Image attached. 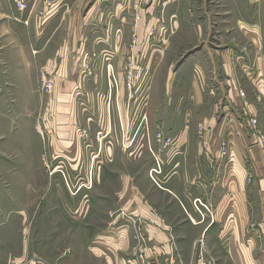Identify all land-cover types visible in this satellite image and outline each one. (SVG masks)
<instances>
[{
  "label": "rangeland",
  "instance_id": "374dc122",
  "mask_svg": "<svg viewBox=\"0 0 264 264\" xmlns=\"http://www.w3.org/2000/svg\"><path fill=\"white\" fill-rule=\"evenodd\" d=\"M257 5L264 41V0H86L82 12L56 21L55 47L68 44L59 57L33 52L31 44L48 36L37 40L31 31H25L29 52H0V264H86L85 248L77 244L84 228L128 219L134 240L128 264H219L202 241L190 260H151L148 218L123 209L115 191L122 174L161 183L166 171L150 166L156 143L167 148L177 139L167 116L172 108L180 112L177 123L193 125L196 139L205 141L208 129L200 121L215 101L199 107L190 89L207 80L206 98L215 94V79L227 76L209 64L215 52L229 48V37L225 44L214 32L229 27L235 10L246 17ZM240 21L238 29L245 26ZM241 40L245 45L235 48L247 46V54L233 59L244 87L255 75L245 63L255 64L258 53L249 51L251 38L233 42ZM52 56L56 66L46 67ZM198 56L205 68H198ZM173 82L186 100L170 94ZM188 109L192 118L182 117ZM259 110L264 114V104ZM250 119L259 130L257 118ZM221 140L228 155L231 141ZM109 192L114 195H100Z\"/></svg>",
  "mask_w": 264,
  "mask_h": 264
},
{
  "label": "crops",
  "instance_id": "0c3cea01",
  "mask_svg": "<svg viewBox=\"0 0 264 264\" xmlns=\"http://www.w3.org/2000/svg\"><path fill=\"white\" fill-rule=\"evenodd\" d=\"M27 1L30 8L21 11L15 0H0V52H29L25 31H31L37 40L48 36L42 45L31 44L33 52L46 55L51 51L59 57L68 44L60 43L55 47L60 30V27H54L56 21L82 12L86 0ZM230 3L235 4L236 0H230ZM256 10V13L252 10L241 18L238 17V9L235 10V17L228 20L229 27L214 32L225 44L228 41L224 37H229V48L218 50L220 54L215 52L214 60L209 64V69H223L227 76L221 79L222 82L215 79V94L210 93L206 98L207 80L193 83L190 89L189 95L199 107L202 103L205 107L208 99L215 101L216 109L200 121L206 123L208 129L205 141L196 139L193 125L177 123L180 112L172 108L167 116L169 127L177 139L167 148L156 143L153 154L156 162L150 166V171L159 167L166 171L159 175L160 185L148 176L134 178L130 173L122 174L118 180L120 186L115 191L118 204L149 220L146 226L150 239L148 255L154 262L161 261L163 255L173 261L190 260L202 241L219 264H264V145L259 135L264 134V114L259 110L264 104V41L262 12L260 7L258 11V5ZM86 16L83 14V18ZM239 21L245 23L240 30L237 28ZM80 33L83 36V31ZM239 35L251 38L253 49L249 51L254 55V51L258 53L254 61L256 65L245 63L247 70H253L255 75L248 76L246 82L244 80V87L240 86L242 79L236 71L241 65L233 59L234 56L244 59L241 55L244 50L247 54V46L242 51L235 48L238 43L244 44L242 40L233 42ZM74 36L78 49L77 31ZM55 61L52 56L44 64L54 67ZM198 61H201L198 68H205L202 56H198ZM242 67L245 68L244 65ZM240 90L244 91L243 95ZM253 90L256 97L254 95L251 100L249 96ZM175 91L173 82L170 94L178 100L188 97ZM192 114L188 109L185 115H181L192 118ZM249 116L257 118L259 130L253 126ZM222 138L231 141L228 155L221 152ZM100 195L112 197L114 194ZM196 199L208 208L200 204L197 208ZM131 222L128 219L109 226L104 221L102 227H85V236L77 244L85 248L90 259L86 257V264H111V260L113 264H128L126 258L134 246ZM148 255L146 253L147 258ZM99 258L106 261L99 262Z\"/></svg>",
  "mask_w": 264,
  "mask_h": 264
},
{
  "label": "built area",
  "instance_id": "2783aa9c",
  "mask_svg": "<svg viewBox=\"0 0 264 264\" xmlns=\"http://www.w3.org/2000/svg\"><path fill=\"white\" fill-rule=\"evenodd\" d=\"M15 3L17 4V7L21 11H25V10H28L30 8L29 2L27 0H15ZM260 139H261V142L264 144V135L260 134ZM226 145H227V143L225 141L221 140V152L223 154H227L225 152ZM154 171L157 172V171H160V170L154 169ZM197 201L200 202V205L205 206L206 208H208L207 205L204 204L201 200L198 199Z\"/></svg>",
  "mask_w": 264,
  "mask_h": 264
}]
</instances>
